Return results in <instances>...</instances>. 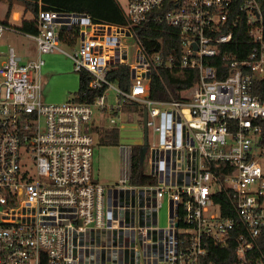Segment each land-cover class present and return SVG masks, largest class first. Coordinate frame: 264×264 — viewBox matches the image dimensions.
I'll use <instances>...</instances> for the list:
<instances>
[{"label":"built area","instance_id":"1","mask_svg":"<svg viewBox=\"0 0 264 264\" xmlns=\"http://www.w3.org/2000/svg\"><path fill=\"white\" fill-rule=\"evenodd\" d=\"M124 15L115 24L40 7L26 33L37 58L10 46L0 63V264H212L209 247L231 241L238 264H264L263 0H129ZM148 20L175 28L172 53L144 44ZM241 25L244 57L224 48ZM6 31L20 32L0 19V39ZM57 51L103 93L44 100L45 55ZM118 66L129 67L128 89L109 80ZM191 70L176 98L166 74ZM155 78L168 98L151 96ZM129 102L147 109L155 135L140 172L151 181H132L122 144L120 181L104 185L93 176L95 114Z\"/></svg>","mask_w":264,"mask_h":264},{"label":"trees","instance_id":"2","mask_svg":"<svg viewBox=\"0 0 264 264\" xmlns=\"http://www.w3.org/2000/svg\"><path fill=\"white\" fill-rule=\"evenodd\" d=\"M16 0H8V8L5 14L4 21L10 18ZM23 5V12H31L34 16L37 15L38 10L52 9L59 11L82 12L92 16L96 21L110 22L115 24H123L126 19L124 9L118 0H18ZM171 2L167 4L168 7ZM264 7V0H263ZM165 9V8H164ZM17 29L22 33H36L37 25L32 19H23L20 25H16ZM175 28L169 26L167 23H158L153 20L146 21L143 26L138 30L144 44L151 48L156 49L163 45V48L172 53L177 47L178 37L174 33ZM225 49L236 54L238 57H244L250 48L249 36L244 25L236 29L233 40L224 46ZM197 73L193 70L189 71L187 78L175 77L166 74V82L175 95L176 98L180 97L179 91L182 88H189L195 81ZM88 77L85 72L80 74L79 90L75 92L74 96L77 100L93 101L97 96L103 93V89H90L88 87ZM109 80L117 83L124 89L129 88L130 84V70L128 66L114 67L110 74ZM151 96L158 99L168 98L169 94L165 88L160 84L157 78L153 81V90ZM143 109L137 103L129 102L123 107V111H135L143 117ZM118 114V110L113 112ZM99 138L98 141L103 144L118 145L120 142V130L118 127L113 128H95ZM147 146L145 143H138L132 145V181L134 183H145L151 181L149 177L140 175L143 169V158ZM149 178V179H147ZM207 260L212 264H238L235 242L231 241L230 244L224 248H219L214 245L209 247Z\"/></svg>","mask_w":264,"mask_h":264},{"label":"rangeland","instance_id":"3","mask_svg":"<svg viewBox=\"0 0 264 264\" xmlns=\"http://www.w3.org/2000/svg\"><path fill=\"white\" fill-rule=\"evenodd\" d=\"M129 0H118L122 8L128 9ZM21 7L18 0L15 1L14 8ZM8 8V0H0V18L5 16ZM32 16V13L29 14ZM10 46L16 48L24 61L37 58L36 41L15 32L6 31L0 39V63L7 58ZM45 66L43 67V99L48 102H62L74 97L79 90L78 72L74 71L71 60L62 52H54L45 55ZM73 62V61H72ZM68 72H72V76ZM74 72V74H73ZM114 92H110V99L113 102ZM94 124L105 126H115L120 130V142L118 145L103 144L98 141V133L95 135L93 156V176L104 185H115L120 181L122 174V144H138L144 142V125L141 116L135 111H123L119 114H106L101 116L99 112L95 114ZM149 139L155 137L152 128H148ZM167 204L162 208V223H166Z\"/></svg>","mask_w":264,"mask_h":264},{"label":"crops","instance_id":"4","mask_svg":"<svg viewBox=\"0 0 264 264\" xmlns=\"http://www.w3.org/2000/svg\"><path fill=\"white\" fill-rule=\"evenodd\" d=\"M20 6L21 7H15L14 9H13V12H12V14H11V16H10V18L8 19V21H10V22H12V23H14L15 25H20L21 24V22H22V20L23 19H32L33 17H34V14L32 13V16H30L29 14L31 13V12H23V9H24V7H23V5L22 4H20ZM15 12H17V13H19V16L18 17H15ZM6 14V13H5ZM1 20H4L5 19V16L3 17V18H0ZM17 34H20V35H24V36H27V37H29V38H32V37H30L28 34H26V33H22V32H17ZM33 39V38H32ZM34 40V39H33ZM36 51H37V43H36ZM20 55V54H19ZM65 55V54H64ZM21 56V55H20ZM68 59H70L71 60V58L69 57V56H67V55H65ZM22 57V56H21ZM71 64H73V62H72V60H71ZM70 75H72V72L70 73V72H68ZM73 74H74V72H73ZM72 76H74L75 77V75H72ZM76 78V77H75ZM78 78H79V84H80V75L78 74ZM54 102V101H53Z\"/></svg>","mask_w":264,"mask_h":264},{"label":"water","instance_id":"5","mask_svg":"<svg viewBox=\"0 0 264 264\" xmlns=\"http://www.w3.org/2000/svg\"><path fill=\"white\" fill-rule=\"evenodd\" d=\"M143 125H144V143L147 144L148 143L147 109L144 110Z\"/></svg>","mask_w":264,"mask_h":264},{"label":"bare ground","instance_id":"6","mask_svg":"<svg viewBox=\"0 0 264 264\" xmlns=\"http://www.w3.org/2000/svg\"><path fill=\"white\" fill-rule=\"evenodd\" d=\"M19 16V13L15 12V17H18Z\"/></svg>","mask_w":264,"mask_h":264}]
</instances>
